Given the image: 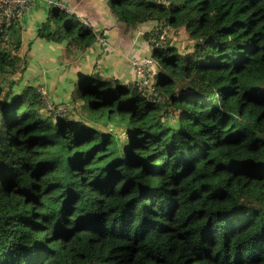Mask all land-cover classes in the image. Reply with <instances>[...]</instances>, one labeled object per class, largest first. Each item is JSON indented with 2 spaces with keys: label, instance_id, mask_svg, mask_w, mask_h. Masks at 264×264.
Returning a JSON list of instances; mask_svg holds the SVG:
<instances>
[{
  "label": "trees",
  "instance_id": "obj_1",
  "mask_svg": "<svg viewBox=\"0 0 264 264\" xmlns=\"http://www.w3.org/2000/svg\"><path fill=\"white\" fill-rule=\"evenodd\" d=\"M110 4L126 25L155 23L137 59L154 58L157 96L130 64L129 84L94 65L71 97L82 117L55 113L13 90L17 23L0 39V264H264V0ZM36 34L96 41L56 6Z\"/></svg>",
  "mask_w": 264,
  "mask_h": 264
},
{
  "label": "crops",
  "instance_id": "obj_2",
  "mask_svg": "<svg viewBox=\"0 0 264 264\" xmlns=\"http://www.w3.org/2000/svg\"><path fill=\"white\" fill-rule=\"evenodd\" d=\"M48 0H36V4L24 14L19 20L20 39L22 49L27 50L29 42L36 34L37 28L48 18ZM65 6V11L69 16L74 15L77 22L83 26H90L96 34V41L94 45L83 53L81 58L76 56L68 58V48L65 43H51L43 44L42 42L34 43L30 48L34 51L33 46H42L43 60L39 61L37 57L35 60L42 68L38 72L42 75L41 83L50 89L54 95L58 94L56 86L52 81L59 83L61 89H68V101L70 107L81 108L79 100L72 101V95L76 93L79 86L80 77L89 73L88 69L83 67L84 56L86 54L97 53V67L100 70V75L106 78L117 79L120 83L129 84L134 82L135 75L128 65V60L133 58H142L148 54V44L144 37V32L147 30L146 25L131 26L126 25L118 20L113 11V6L110 0H59ZM103 34V35H102ZM100 37L104 38L100 42ZM57 49L56 56L58 59L56 75L49 79L48 70L43 69V64L47 57H45L46 49ZM80 51V49H77ZM85 51V50H84ZM66 62H62V61ZM57 61V60H56ZM90 61L96 63L95 57L92 55ZM39 69V68H38ZM64 73L60 78V73ZM66 72V74H65ZM53 75V74H52ZM75 90V93L73 91ZM60 99L57 96L52 98Z\"/></svg>",
  "mask_w": 264,
  "mask_h": 264
},
{
  "label": "rangeland",
  "instance_id": "obj_3",
  "mask_svg": "<svg viewBox=\"0 0 264 264\" xmlns=\"http://www.w3.org/2000/svg\"><path fill=\"white\" fill-rule=\"evenodd\" d=\"M55 3L56 4H61L59 2V0H48V2H46V5L48 6V10L52 7H55ZM36 4V0H32V2L29 4L28 8L23 11L22 13H19L18 15L14 16L13 18L10 19V22L7 26L2 25L0 26V39L2 41H7L9 38V34H10V29L12 27V25L14 23H17L13 29H17L20 32V26H19V20L24 16V14L26 12H28L34 5ZM63 5V4H61ZM63 10H65V6L63 5V8H61ZM44 23V22H43ZM41 25V24H40ZM39 25V26H40ZM146 25V29L149 30H153V35L152 38H154V35L157 31V28L155 26L154 22H150L145 24ZM38 26V28H39ZM37 28V30H38ZM168 28L167 30V34H166V41L169 40V38H172V41H174L177 46L179 48L181 47H186L188 45V39H187V34H185L183 31L179 34H172L171 30ZM12 33V30H11ZM37 33V31H36ZM37 34L34 35V37L31 39V41L29 42V47H31L34 43L37 42H42L43 44H51L49 42L43 41V40H38L37 39ZM27 48V50H25L24 48L20 50L19 54L21 56V67L20 70L11 77L12 82L14 83V87L13 90L15 92L20 91L24 86H30L31 88H35L39 93V89H42V99L47 104V109H51L53 108V104L57 106V108H55L56 110H58L59 112L62 113H67L69 117L73 118H77L80 119V116L82 117L81 113L84 114V109L82 111V107L78 110L76 108L70 107L71 105L69 104L68 101V89H61V87L59 86V83L54 81L51 78H54V76L56 75L55 69L58 67L57 62L58 59L57 56L55 55L57 52V49L55 48H51V49H46V53H45V57H47L48 59L45 60L44 64H43V69L44 70H48V77L49 82L52 81L54 83V85L56 86V91L60 94H55L48 89V87L46 88L43 83H41V78L42 75L38 72V70H40V68H42L40 65L37 64L35 57H37L39 59V61L43 60V54H42V46H33L34 51H31L30 48ZM68 58L71 57H77V58H81L83 56V53L86 52L85 51H78L76 48L71 47L68 48ZM87 56H84V63H83V67L86 69H90L92 66H96L97 65V53L96 51H94L93 53H89L86 54ZM95 57L96 63L90 61L91 56ZM57 60V61H56ZM62 61V60H60ZM62 62H66V61H62ZM128 65H129V60H128ZM39 68V69H38ZM53 74V75H52ZM63 72L60 73V78L63 76ZM66 74V72H65ZM132 83V82H131ZM141 88V87H140ZM73 93H75V90L73 91ZM41 94V93H40ZM77 95V94H76ZM58 97L60 99H55L53 100V97ZM56 113V112H55ZM54 119V118H53Z\"/></svg>",
  "mask_w": 264,
  "mask_h": 264
},
{
  "label": "built area",
  "instance_id": "obj_4",
  "mask_svg": "<svg viewBox=\"0 0 264 264\" xmlns=\"http://www.w3.org/2000/svg\"><path fill=\"white\" fill-rule=\"evenodd\" d=\"M157 1L162 4L165 3V0H157ZM31 2L32 0H0V26L2 25L7 26L10 22V19L18 15L19 13H22L23 11H25ZM55 6L59 8H63V5L61 4L55 3ZM167 30H168L167 27H163L161 29L160 36H159V39L161 41H165ZM103 41H104V38L100 37V42H103ZM154 63H155L154 58L152 56L146 59H141V60H138L137 58H133L129 62L130 67L134 70L137 76L136 86L140 90H144L145 92H148V94L157 96L156 93H152L153 89L150 87V80H148L146 76L147 73H150V74L152 73L151 67L154 65ZM38 89L42 95L43 90L40 88ZM54 112L60 113L56 109L54 110Z\"/></svg>",
  "mask_w": 264,
  "mask_h": 264
}]
</instances>
